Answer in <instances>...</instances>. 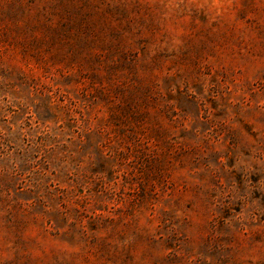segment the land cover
I'll use <instances>...</instances> for the list:
<instances>
[{"label":"rangeland","instance_id":"374dc122","mask_svg":"<svg viewBox=\"0 0 264 264\" xmlns=\"http://www.w3.org/2000/svg\"><path fill=\"white\" fill-rule=\"evenodd\" d=\"M0 264H264V0H0Z\"/></svg>","mask_w":264,"mask_h":264}]
</instances>
